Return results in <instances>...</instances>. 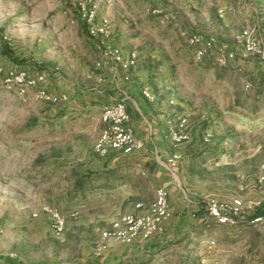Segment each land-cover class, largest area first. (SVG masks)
Listing matches in <instances>:
<instances>
[{"label": "rangeland", "instance_id": "1", "mask_svg": "<svg viewBox=\"0 0 264 264\" xmlns=\"http://www.w3.org/2000/svg\"><path fill=\"white\" fill-rule=\"evenodd\" d=\"M89 8L96 11V23L109 22L106 43L156 51L177 68L179 103L169 109L175 108L178 127L185 121L190 138L174 145L170 137L173 153L166 163L179 170L190 198L203 207L210 198L264 201V76L254 78L235 61L254 59L241 56L237 37L247 29L264 36V0H0L4 71L36 74L48 69L45 64L69 62L60 81L56 71H48L50 92L66 100L46 101L33 92L23 96L0 81V257L21 254L60 264L77 253L80 210L74 197L64 194L73 187L58 179L64 161L74 160L73 146L83 137L96 143L100 136L102 108L92 97V70L110 67L102 37L89 32ZM196 33L216 38L238 55L225 65L215 52L196 59L188 43ZM97 49L103 55L98 61L91 55ZM74 62L77 68L70 65ZM151 189L145 194L147 209L156 197ZM45 206L68 216L61 235L52 231ZM211 234L214 242L204 252L211 258L203 264H264V227L241 222ZM204 250L198 247L192 255L198 259Z\"/></svg>", "mask_w": 264, "mask_h": 264}, {"label": "crops", "instance_id": "2", "mask_svg": "<svg viewBox=\"0 0 264 264\" xmlns=\"http://www.w3.org/2000/svg\"><path fill=\"white\" fill-rule=\"evenodd\" d=\"M91 43L97 47L95 42ZM123 45L117 44L127 57L134 48H123ZM137 53V64L127 70L119 67L116 72L108 66L94 65L92 97L99 101L101 115L105 106L124 99L131 115L130 126L142 147L131 153L111 149L101 154L94 147L95 139L85 137L73 146L74 160L64 161L66 170L58 180L73 187L64 194L73 196L76 209L80 210L77 220L80 235L75 240L78 250L74 258L60 264H203L211 258L204 252L214 242L212 230L226 226L206 217L203 205L190 198V192L183 187L179 170L173 171L166 163L173 153L169 139L179 123L175 108L169 109L178 107L179 103L174 96L176 84L181 79L176 75L177 68L156 51ZM92 54L96 61L103 58L98 49ZM235 61L254 78L264 76V64L260 60ZM68 63L61 59L58 64L45 66L47 71H56L54 74L60 81L61 73L68 72ZM70 65L73 68L79 66L77 62ZM125 76L129 78L125 79ZM146 91L149 97L145 95ZM101 115L98 124L102 131ZM148 186L152 188L153 197L159 187L164 186L169 191L170 216L163 224V232L150 239L139 237L130 244L104 238L102 232L122 215L147 211L150 200L145 194ZM198 247L205 250L197 259L192 254ZM0 262L49 264L26 260L21 254L11 259L3 255Z\"/></svg>", "mask_w": 264, "mask_h": 264}, {"label": "built area", "instance_id": "3", "mask_svg": "<svg viewBox=\"0 0 264 264\" xmlns=\"http://www.w3.org/2000/svg\"><path fill=\"white\" fill-rule=\"evenodd\" d=\"M89 23V32L93 36H101V43L106 46V60L104 63L110 66L113 71L118 72L119 67L130 69L137 62V52L133 51L126 57L121 48L106 43L103 38L111 35L109 22L103 19L95 22L96 11L90 9L85 12ZM237 39L243 44L241 56L246 58H258L264 61V36L254 33L252 30H244ZM188 43L194 47L195 58L200 60L211 53H216L217 61L225 65L236 58L237 51L226 48L219 44L214 37H205L200 33L193 34ZM99 65L101 63H98ZM49 74L47 70L31 74L26 69H12L4 71L0 66V81L7 91H15L20 95L27 96L33 92L36 97L46 101L66 100V95L56 96L49 90ZM125 76V79H128ZM146 96L150 94L146 91ZM101 120L104 127L95 143V149L101 154L109 150H119L124 153H131L142 147V143L135 137L133 128L130 126L131 115L127 102L119 99L104 107ZM190 138L185 121L172 131L171 139L174 145H179ZM178 156L170 161L175 166ZM264 183V176L260 178ZM264 200V197H263ZM264 203L262 200L245 202L244 199L235 197L231 201H220L210 198L204 206L206 217L222 225H236L241 222H249L253 225L264 227V214H256V208ZM141 204L138 205L140 207ZM43 211L51 219V228L56 235H61L67 224L68 216L56 207L45 206ZM170 216L169 191L162 186L156 190V197L151 206L143 214H124L115 220L111 227L102 232L107 239H114L122 243H134L137 238L150 239L163 232V224ZM5 264V263H1Z\"/></svg>", "mask_w": 264, "mask_h": 264}, {"label": "trees", "instance_id": "4", "mask_svg": "<svg viewBox=\"0 0 264 264\" xmlns=\"http://www.w3.org/2000/svg\"><path fill=\"white\" fill-rule=\"evenodd\" d=\"M256 214H259V215L264 214V205L256 210Z\"/></svg>", "mask_w": 264, "mask_h": 264}]
</instances>
